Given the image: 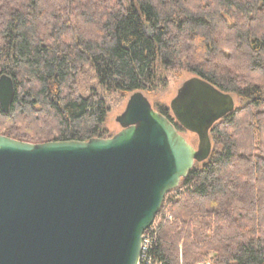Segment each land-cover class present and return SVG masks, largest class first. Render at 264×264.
Instances as JSON below:
<instances>
[{"label": "trees", "instance_id": "trees-1", "mask_svg": "<svg viewBox=\"0 0 264 264\" xmlns=\"http://www.w3.org/2000/svg\"><path fill=\"white\" fill-rule=\"evenodd\" d=\"M172 72L246 105L210 130V156L167 202L148 256L264 264V0H0V77L15 86L0 136L105 139L107 98L151 93Z\"/></svg>", "mask_w": 264, "mask_h": 264}, {"label": "water", "instance_id": "water-1", "mask_svg": "<svg viewBox=\"0 0 264 264\" xmlns=\"http://www.w3.org/2000/svg\"><path fill=\"white\" fill-rule=\"evenodd\" d=\"M14 94L1 76L3 113ZM170 109L197 135L196 149L141 92L108 139L34 145L0 136V264H138L165 195L209 158V132L235 102L193 77Z\"/></svg>", "mask_w": 264, "mask_h": 264}, {"label": "rangeland", "instance_id": "rangeland-1", "mask_svg": "<svg viewBox=\"0 0 264 264\" xmlns=\"http://www.w3.org/2000/svg\"><path fill=\"white\" fill-rule=\"evenodd\" d=\"M193 77L194 76L188 72H172L171 74L167 76V79L163 85L159 86L157 89H155L151 93H143V94L146 96L152 108L156 112H158L159 109H164L167 113L168 118L172 119L175 122L172 112L170 110V103L175 98L176 93L178 89L181 87V85L185 81ZM92 84L93 83L89 80L84 81V87L82 86L83 89L80 90V93L83 96L87 95ZM129 96L130 95L113 94L107 98V103L109 105V113L107 114L105 125H104V128L107 131V138L105 139L111 138L121 131V128L115 122V119L123 113ZM233 98L235 102V110L240 109L244 105H246L245 101L240 99L238 96L233 95ZM179 133L181 136L185 138V140L191 146H193L195 149L197 148L198 139L196 135L190 132H187L183 130L182 128L179 129ZM177 192H178V188L166 196V199L164 202V209L160 213L159 217H157L156 225H158L159 221L162 220L163 214H167L169 216V213H168L169 206H167V202L169 201L170 198H174Z\"/></svg>", "mask_w": 264, "mask_h": 264}, {"label": "built area", "instance_id": "built-area-1", "mask_svg": "<svg viewBox=\"0 0 264 264\" xmlns=\"http://www.w3.org/2000/svg\"><path fill=\"white\" fill-rule=\"evenodd\" d=\"M156 216L154 222L152 223V225L144 231V233L142 234V242H141V250H140V257H139V263L138 264H152L151 259L149 258V252L152 249L153 246V236H155V232L157 231V226L156 225V220H157ZM165 220L170 221L171 218L166 215ZM160 223V221H159Z\"/></svg>", "mask_w": 264, "mask_h": 264}, {"label": "flooded vegetation", "instance_id": "flooded-vegetation-1", "mask_svg": "<svg viewBox=\"0 0 264 264\" xmlns=\"http://www.w3.org/2000/svg\"><path fill=\"white\" fill-rule=\"evenodd\" d=\"M170 110H171V109H170ZM171 112H172L173 118H174V120H175V123H177L178 126H180L183 130L189 132L187 128L183 127V126H182V125L176 120V117H175L173 111H171ZM228 115H229V114H227L226 116H224L223 118H221L219 121H221L222 119H224V118L227 117ZM219 121H218V122H219ZM171 122H172V121H171ZM218 122H216V123H218ZM216 123H215V124H216ZM215 124H214V125H215ZM173 125H174V124H173ZM214 125H213V126H214ZM174 126H175V125H174ZM175 128H176V127H175ZM190 133H191V132H190ZM209 133H210V132H209ZM192 134H194V133H192ZM194 135H196V134H194ZM209 136H210V135H209ZM196 137H197V135H196ZM197 139H198V137H197ZM195 164H196V163H195ZM195 164H194V165H195Z\"/></svg>", "mask_w": 264, "mask_h": 264}]
</instances>
